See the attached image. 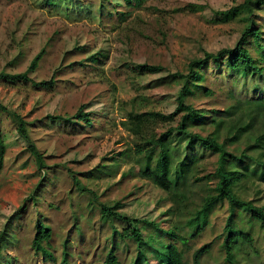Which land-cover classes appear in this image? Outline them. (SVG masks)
I'll return each mask as SVG.
<instances>
[{
    "label": "rangeland",
    "instance_id": "rangeland-1",
    "mask_svg": "<svg viewBox=\"0 0 264 264\" xmlns=\"http://www.w3.org/2000/svg\"><path fill=\"white\" fill-rule=\"evenodd\" d=\"M242 1L142 0L129 7L126 0H0V72L25 71L44 49L29 76L36 81L53 79L51 88L0 79V103L7 108L0 111V141L5 148L0 162V234H8V242L0 247L2 263L103 264L112 248L121 264H131L139 244L150 263L157 264L154 249L161 251L164 242L173 241L161 230L177 229L217 194L219 154L200 141L171 136L178 155L200 157L181 189L184 197H177L173 189L165 191L139 173L142 164L134 153L138 136L124 123L129 113L175 110L183 82L173 74L186 73L188 62L204 51L234 47L245 22H219L214 10ZM254 19L264 32V5ZM98 51L105 55L99 62L87 59ZM226 61L223 71L228 69ZM142 63L159 64L163 70L140 74L136 65ZM220 67L210 63L200 71L205 77L201 83L213 93L188 98L195 107L225 110L230 98L238 96L216 74ZM81 105L90 118L85 115V123L73 117ZM9 112L27 123L42 156L40 167ZM179 115L168 122L148 119L144 132H166ZM256 124V131L263 127ZM211 129L191 128L202 135ZM223 134L224 130L220 140ZM248 143L243 137L227 149L239 153L238 147ZM258 178L241 181L236 193L264 206V180ZM102 205L126 218L101 215ZM229 212L226 201L216 205L201 232L184 242L174 240L186 264L194 250L208 242L212 245L201 264H228L221 242ZM243 217L248 220V215ZM38 222L49 229V236L34 249ZM237 222L240 226L241 219ZM251 224V229L245 222L242 227L250 229L254 242H239L238 264H264V226ZM134 228L142 237L138 244L131 234Z\"/></svg>",
    "mask_w": 264,
    "mask_h": 264
},
{
    "label": "trees",
    "instance_id": "trees-1",
    "mask_svg": "<svg viewBox=\"0 0 264 264\" xmlns=\"http://www.w3.org/2000/svg\"><path fill=\"white\" fill-rule=\"evenodd\" d=\"M141 3L142 0H126V4L129 7L139 6ZM263 5L264 0H243L231 7L214 10V13L220 16L219 22L223 23L235 19H243L245 22L234 47L220 48L216 52L204 51L201 57L194 58L188 62L186 73L176 71L173 74L174 78L183 82L176 96V108L174 111L167 114L159 111L129 113L128 119L124 123L138 136L139 142L136 143L134 153L138 159L140 158L138 163L142 164L139 167V173L142 177L150 179L153 184L165 191L173 189L174 192L171 193L177 197H184L181 189L186 184L190 171L195 170L199 166L200 157L196 158L194 155L187 154L182 157L178 155L177 145L172 144L171 136L178 137V140L184 139L187 142L200 141L216 150L219 154L217 161V173L219 176L217 194L209 198L190 216L186 217L183 224L176 226L177 229L174 226L161 230L173 241L164 242V250L154 249L157 264H186L183 254L174 240L184 242L188 237L195 236L201 232L208 225L210 213L214 211L216 205H222L224 201L227 202L230 211L223 227V239L221 242L226 263L238 264L236 249H238L239 242L253 245L254 238L250 231L252 222L258 223L260 227L264 226V206H257L252 200L242 199L236 193V188H238L241 181H251L252 177L256 175L259 180H264V32L254 19L255 13L257 10L262 9ZM77 47V49H82V46ZM44 52V49L40 50L23 72L11 74L1 71L0 79L29 82L34 87L51 88L53 79L36 81L29 76V73L37 67ZM104 57V53L98 51L87 59L99 62ZM225 59H227L226 66L228 69L223 71L221 65ZM210 63H215L217 67L221 66L220 69L222 70L216 74L223 81L227 80L232 91L234 93L237 91L238 94L237 97L235 95L230 98L231 102L225 110H204L195 107L188 101L190 97H196L201 94L209 96L213 93L211 88L201 83V80L205 79V77L200 74V71L204 67L209 66ZM136 67L140 74L155 73L163 70V66L159 64L142 63L137 64ZM83 107L81 105L73 117L85 123L84 116L86 115V120H90V118L83 112ZM0 111H7V108L1 103ZM9 113L18 121L16 132L27 142L29 150L35 157L38 167H40L42 156L29 137L26 128L27 123L16 113ZM178 114L180 115L177 124L168 128L166 132L159 135L144 132L146 120L158 119L162 122H168L173 121ZM48 117L53 120L64 119L69 121V118L65 119L60 116L48 115ZM256 123H262L263 126L258 131L255 130ZM193 126L199 128L209 126L212 129L207 135H202L199 132H193L191 130ZM222 130H224V134L220 140V132ZM243 137L249 143L243 149L238 147L239 153L227 149L228 146L237 144ZM4 150V145L0 141V162L2 161ZM249 151H252L253 154L248 153ZM205 177L208 178V175ZM196 179L199 180L201 178ZM30 197L31 195L28 199ZM118 205L119 203H116L114 208L118 207ZM24 208L25 204H22L20 209ZM114 208L102 205L101 215L105 213L111 218H126L112 210ZM244 214L248 215V220L246 221L243 217ZM237 219H241L240 226ZM244 222L250 229L242 227ZM48 231L49 229L41 226V223L38 222L36 224L32 239L34 249H39L42 241L48 240ZM131 234L137 239V244L140 243L139 240L142 239L140 231L134 228L131 230ZM7 235L6 231L1 232L0 247L8 242V239L5 238L8 237ZM211 245L212 243L208 242L195 249L192 253L190 264H201V257L209 251ZM8 263L5 260L2 263L0 259V264ZM103 264H121L112 248L105 254ZM131 264H151L139 244Z\"/></svg>",
    "mask_w": 264,
    "mask_h": 264
}]
</instances>
